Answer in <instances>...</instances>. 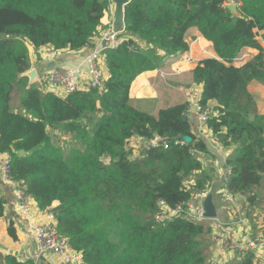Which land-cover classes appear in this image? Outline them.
Wrapping results in <instances>:
<instances>
[{
    "label": "trees",
    "instance_id": "1",
    "mask_svg": "<svg viewBox=\"0 0 264 264\" xmlns=\"http://www.w3.org/2000/svg\"><path fill=\"white\" fill-rule=\"evenodd\" d=\"M235 1L238 15L225 0H131L121 43L104 52L108 77L102 87L61 98L22 76L30 68L26 45L74 52L87 47L108 0H0V155L10 157L9 177L24 181L40 210L59 203L49 210L55 229L84 264H217L207 260L201 241L211 226L183 216L156 218L160 201L173 209L209 188L211 178L197 158L208 151L206 142L182 120L185 104L150 115L129 100L136 77L187 52L190 28L217 56L202 60L192 81L202 85L203 106L217 104L208 123L213 139L234 147L225 160L227 191L250 203L256 198L264 176V115L248 84L264 86V0ZM243 48L258 53L234 67ZM16 90L22 112L11 111ZM65 136L82 149L66 148ZM182 136L191 142L177 143ZM132 138L144 145L161 141L134 156L126 148ZM8 232L14 236L11 226ZM252 261L246 254L240 264Z\"/></svg>",
    "mask_w": 264,
    "mask_h": 264
},
{
    "label": "crops",
    "instance_id": "2",
    "mask_svg": "<svg viewBox=\"0 0 264 264\" xmlns=\"http://www.w3.org/2000/svg\"><path fill=\"white\" fill-rule=\"evenodd\" d=\"M115 13V5L112 0H109L108 8L101 19V25L90 45L77 52L54 51L48 46L35 49L27 43L30 68L22 76L28 78L27 73L33 71L34 79L28 78V84L38 85L39 79L50 70L61 67H80L84 72L83 80H86L85 58L93 49L104 44V33L114 29ZM184 38L188 45L186 53L178 54L177 59L161 61L157 69L144 72L133 81L129 89V100L134 108L150 115H156L161 109L186 104L194 89L202 92V85H196L192 81V71L202 60L217 58V56L211 43L206 41L196 28H190ZM258 40L261 41L260 38ZM261 45L264 47L263 43ZM257 53V50L243 48L232 64L234 67H241ZM187 56L191 59L190 62L183 61ZM103 67L105 69L104 79H106L108 74L104 62ZM164 74L166 76L162 77ZM248 91L253 97L257 112L264 115V86L259 82L251 81L248 84ZM46 92L53 91L47 89ZM56 92L60 94L58 97H65L62 89L58 88ZM18 93L20 101L21 93L19 91ZM12 97L10 107L13 106ZM19 101L13 106L16 110H19ZM216 106L215 101L208 103V107L213 111ZM187 116L192 133L197 138L203 139L207 145L206 153L197 154L201 171L210 176L211 183L222 180L226 173L225 160L233 152L234 147L224 148L213 139L209 129L202 126L192 113ZM128 146L133 149L134 156H138L145 145L142 139L132 138ZM4 157L5 155L0 156V166ZM215 162L218 164L217 167ZM254 194L256 198L252 203L248 202L245 196L233 197L232 202H223L219 198L217 207L215 205L217 218L203 221L212 228V233L201 240L204 251L206 255L209 254L212 262L240 264L244 256L250 254L252 264H264L263 254L257 248L249 247L254 239L264 234V176L261 185L254 190ZM0 196L4 200V215L0 218V264H62L51 252L35 243L28 233L30 224L48 223V213L52 212L49 210L57 207L59 203L53 202L48 210H40L36 202L32 200L33 217L29 220L22 218L17 209L15 192L11 183L4 179L1 168ZM10 226L14 236L8 232Z\"/></svg>",
    "mask_w": 264,
    "mask_h": 264
},
{
    "label": "built area",
    "instance_id": "3",
    "mask_svg": "<svg viewBox=\"0 0 264 264\" xmlns=\"http://www.w3.org/2000/svg\"><path fill=\"white\" fill-rule=\"evenodd\" d=\"M109 1V0H108ZM225 7L233 5L238 10L239 3L235 0H225ZM124 32V26L122 29L115 30L111 29L103 35L104 44L93 49L92 52L85 58V67L87 79L83 80L84 72L80 67L71 68H55L48 71L41 79H39V88L45 93L47 89H51L53 94L59 96L56 92L58 88L62 89L64 96L74 93L76 91H85L90 88L102 87L103 81L105 80V69L103 67L104 52L109 49H115L122 41L121 34ZM183 61L190 62L191 59L187 56ZM169 75V74H167ZM166 74L162 75L165 77ZM201 92L194 89L191 93L190 98L185 104L186 116L192 113L198 122L208 128V123L213 119L216 113L207 106L201 104ZM188 117V116H187ZM160 138H155L150 143L144 146V149L148 147H157L160 143ZM183 144V141L177 142ZM162 146L167 147L164 143ZM133 154V152H132ZM4 160L0 166L1 172L4 179L11 183V186L15 192L17 200V209L19 215L26 220H29L34 215V208L32 205V197L27 193L24 181H13L9 177V165L10 157L4 154ZM134 155V154H133ZM1 156V155H0ZM217 162L215 166L217 167ZM230 171L226 168V173L223 180V186L219 190L223 202H232L233 196L227 191L226 182ZM210 188V186H209ZM209 188L206 191L196 195L194 199L186 203L177 205L173 209H169L164 202H159L160 211L156 216L157 220H169L175 216H183L192 222L201 223L205 221L204 210L202 201L207 195ZM49 222L46 224H30L28 226V233L32 240L39 246L44 248L46 251L51 252L56 256L62 264H84L82 254L75 252L71 249L67 239L62 238L58 235L55 229V220L53 212L48 213ZM249 247L257 248L264 256V234L254 239Z\"/></svg>",
    "mask_w": 264,
    "mask_h": 264
},
{
    "label": "water",
    "instance_id": "4",
    "mask_svg": "<svg viewBox=\"0 0 264 264\" xmlns=\"http://www.w3.org/2000/svg\"><path fill=\"white\" fill-rule=\"evenodd\" d=\"M130 1L131 0H112L116 8L115 20H114V29L116 31L119 29H122L123 27L124 8L127 4H129ZM227 9H229L234 15H237L238 10L236 9L235 6L233 5L227 6ZM27 76L30 80H33L34 72L33 71L28 72ZM182 120L188 121V117L184 116ZM181 139L183 143L185 144H188L191 142V138L188 136H182ZM145 141L147 140L145 139ZM23 154H24L23 151L19 152V155H23ZM222 186H223V180H216L210 184L209 191L202 201V206L204 210V218L206 220H214L217 218V212H216V208L213 202V198L218 194Z\"/></svg>",
    "mask_w": 264,
    "mask_h": 264
},
{
    "label": "rangeland",
    "instance_id": "5",
    "mask_svg": "<svg viewBox=\"0 0 264 264\" xmlns=\"http://www.w3.org/2000/svg\"><path fill=\"white\" fill-rule=\"evenodd\" d=\"M38 87H39V84H38ZM17 101H19V93H18V91H16L15 92V95H14V97H12V103H13V106H15L16 104H17ZM18 106H19V110H16L13 106L11 107V111H13V112H17V111H20V112H22V110H20V101L18 102ZM64 138V139H63ZM62 138V143L64 144V146L66 147V148H70V149H77V150H81L82 149V147L80 148V146H78L77 145V143L75 142V140H74V138L72 137V136H65V137H63ZM127 149H129V150H133V149H130L129 148V146H127L126 147ZM140 151V150H139ZM104 163H106V162H108V160H106V159H103L102 160ZM218 196H215L214 198H213V202H214V205H216V207H217V200L220 198H222V196H221V194H220V192H218V194H217ZM208 254V253H207ZM207 260L208 261H211L210 260V257H209V254L207 255Z\"/></svg>",
    "mask_w": 264,
    "mask_h": 264
}]
</instances>
